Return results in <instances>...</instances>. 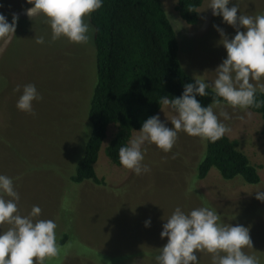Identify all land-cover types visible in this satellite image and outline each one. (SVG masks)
Masks as SVG:
<instances>
[{
  "label": "rangeland",
  "instance_id": "rangeland-1",
  "mask_svg": "<svg viewBox=\"0 0 264 264\" xmlns=\"http://www.w3.org/2000/svg\"><path fill=\"white\" fill-rule=\"evenodd\" d=\"M159 1L174 33L181 69L193 81L201 76L212 82L216 68L227 58L213 26L223 29L229 39L236 29L222 16H213L210 0H202L195 26L178 18L175 0ZM236 3L241 12L237 15L264 13V0H230L228 6ZM32 7L27 0H0V14L9 23L13 13L19 17L14 35L0 39V175L13 178L21 215H28L36 205L42 211L34 219L57 224L59 255L44 264H157L155 257L167 243V237L160 236L163 224L177 207L185 213L209 207L218 212L222 223L248 227L253 248L244 251L264 264V202L256 199V191L264 192L259 116L222 105L231 118L219 117L231 129L225 137L235 140L237 149L257 168L256 185L238 178L223 181L214 169L196 180L204 140L184 131L169 152L145 142L142 164L150 171L137 175L122 165L115 167L103 153L114 132L112 126L106 129L93 165L102 184H72L69 177L89 131L87 109L94 84L91 28L87 44L70 43L65 37L53 42L47 18L42 13L27 15ZM39 36L44 37L43 44L36 43ZM29 83L43 97L33 101L34 115L16 107L23 86ZM17 85L20 91H14ZM220 110L215 109L218 116ZM176 114L162 104L155 116L172 128L170 119ZM138 131L132 132L127 146ZM148 220L151 224L145 227ZM7 228L0 226V233ZM196 254L199 264H212L211 254Z\"/></svg>",
  "mask_w": 264,
  "mask_h": 264
},
{
  "label": "clouds",
  "instance_id": "clouds-1",
  "mask_svg": "<svg viewBox=\"0 0 264 264\" xmlns=\"http://www.w3.org/2000/svg\"><path fill=\"white\" fill-rule=\"evenodd\" d=\"M34 7L27 9L31 18L42 13L50 25L52 41L61 37L70 43L87 44L90 26L85 18L100 9L102 0H27ZM230 0H210L213 16H222L223 21L236 29L234 38L229 39L223 29L214 25L220 34L219 44L227 51V58L216 68V78L206 82L195 76V83L184 85L181 97L161 98L160 103L170 107L177 114L170 119L172 128L161 122L158 115L148 118L131 141L119 149L122 166L137 175L150 169L143 165L145 142L155 144L164 152L175 145L178 133L184 131L190 136L200 137L212 143L231 131L219 117H231L221 105L222 98L233 108H259L262 103L256 93H264V13L240 14L239 4L229 7ZM241 13V12H240ZM18 15L12 14V21L0 14V39L14 35ZM244 28L246 31H241ZM37 44L44 43V37H35ZM255 82V83H254ZM17 85L14 91H20ZM212 88L214 97L208 106H202L197 96L206 97V89ZM34 84L23 86L17 101V109L34 115L33 101L42 100ZM220 108L219 116L215 109ZM248 115H251L248 113ZM241 120L244 117H240ZM256 199L264 202V192L256 191ZM20 196L13 178L0 175V226L8 225L0 233V264H44L48 258L59 255L56 238L57 224L53 220L34 219L41 214V208L34 205L28 215H21L18 204ZM161 239L167 243L155 257L157 264H199L196 253L211 254L212 264H260L258 256L247 254L245 248H253L250 229L242 225L232 226L221 222L215 209L199 207L185 213L180 207L166 219ZM151 221H145L149 227Z\"/></svg>",
  "mask_w": 264,
  "mask_h": 264
},
{
  "label": "trees",
  "instance_id": "trees-1",
  "mask_svg": "<svg viewBox=\"0 0 264 264\" xmlns=\"http://www.w3.org/2000/svg\"><path fill=\"white\" fill-rule=\"evenodd\" d=\"M201 2L175 0L174 11L184 24L195 26ZM102 5L87 17L94 49V84L87 109L89 131L69 177L72 184H102L93 165L107 127L112 126L114 132L103 153L111 165L119 167V149L127 146L133 131L141 130L143 123L155 116L161 98L181 97L184 85L195 83L176 59L174 33L159 0H102ZM206 91L208 96L196 97L205 107L214 97L212 89ZM218 99L221 105L231 107ZM256 99L264 102V93L257 92ZM245 110L259 116L264 140V103ZM203 140L196 180L214 169L223 181L238 178L246 185L258 183L257 168L237 149L235 140L225 136L215 143Z\"/></svg>",
  "mask_w": 264,
  "mask_h": 264
}]
</instances>
